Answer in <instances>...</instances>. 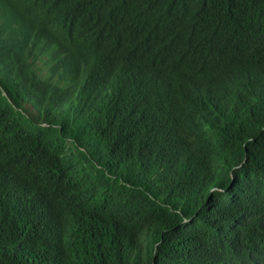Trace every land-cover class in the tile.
Wrapping results in <instances>:
<instances>
[{
    "label": "trees",
    "instance_id": "trees-1",
    "mask_svg": "<svg viewBox=\"0 0 264 264\" xmlns=\"http://www.w3.org/2000/svg\"><path fill=\"white\" fill-rule=\"evenodd\" d=\"M0 264H264V0H0Z\"/></svg>",
    "mask_w": 264,
    "mask_h": 264
}]
</instances>
